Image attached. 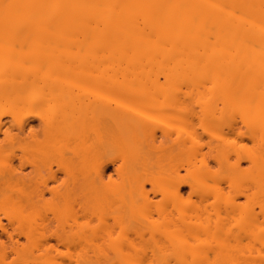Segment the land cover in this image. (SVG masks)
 <instances>
[{
    "label": "bare ground",
    "instance_id": "obj_1",
    "mask_svg": "<svg viewBox=\"0 0 264 264\" xmlns=\"http://www.w3.org/2000/svg\"><path fill=\"white\" fill-rule=\"evenodd\" d=\"M4 157L0 264H263L264 0H0Z\"/></svg>",
    "mask_w": 264,
    "mask_h": 264
},
{
    "label": "rangeland",
    "instance_id": "obj_2",
    "mask_svg": "<svg viewBox=\"0 0 264 264\" xmlns=\"http://www.w3.org/2000/svg\"><path fill=\"white\" fill-rule=\"evenodd\" d=\"M151 19H152V18H151ZM93 91H94V90H93ZM93 91H90V90L87 91V90H85L84 92H79V94H81V95L84 94L86 97H87V96L92 97V96L95 95L94 93H97V92H93ZM76 93H77V92H76ZM153 113H154V112H152V115H153ZM30 115H31V117H32V118H31V119H32V123H34V124L37 123V120H36L35 117L33 116L34 113H33V114H30ZM154 115H155L156 117H159V116L156 115L155 113H154ZM154 119H156V118H154ZM157 119H158V118H157ZM163 119H164V121H166V122H164V123H161V122H160L161 124L158 123V125H157L158 127H157V130H156V131H158V133H160V131H161L160 127H163L164 125H165V127H166V126H168V124H172L173 122H175V120H171V121H172V122H171V121H167V120H166L167 118H162V120H163ZM237 120H238V119H237ZM155 121H156V120H155ZM157 122H158V121H157ZM238 122H240V121H238ZM175 123H176V122H175ZM175 123H173V124H175ZM162 124H163V125H162ZM173 124H172V125H173ZM160 125H162V126H160ZM239 125H240V123H239ZM168 127H170V126H168ZM155 128H156V127H155ZM158 128H159L160 130H158ZM166 128H167V127H166ZM164 129H165V128H164ZM168 129H169V128H168ZM172 129H173V128H172ZM199 130H200V131H199ZM199 130H198V132H199L198 136H200V140H201V142L204 143V142L207 140V138H206L207 136L205 137V134L203 135V132H202V130H201L200 128H199ZM225 131H226V130H225ZM201 132H202V133H201ZM201 138H202V139H201ZM41 139H43V137H41ZM43 140H44V139H43ZM43 140H42V141H43ZM45 142H46V141H45ZM248 142H249V141H248ZM248 142H247V143H248ZM250 142H251V141H250ZM250 142H249L247 145L249 146V144H250L251 147H252V146H253V143H250ZM42 144H43V143H42ZM42 144H41V145H42ZM45 144H46V143H45ZM41 147H44V146H41ZM37 148H38V147H37ZM39 148H40V147H39ZM160 148H161V147H160ZM160 148H159V149H160ZM244 148L247 149L246 144H245ZM252 148H253V147H252ZM159 149H157V150L155 149V150H154L155 153L152 152V153H153V156H154V157L152 158V163H153L154 161L157 160V159H155V155L158 154V153L160 154V152H162V151H160ZM37 150H38V149H37ZM161 150H162V148H161ZM156 151H157V152H156ZM158 151H159V152H158ZM198 151H201V153H202V152H203V153H208V154H205V156L207 155V160H208L209 162H211V165H213L214 167H215V165H217V163H215V165H214V162H216V161H214V158H213L212 156L209 157V155H211L212 153H215L216 151L214 152V150H213V151L210 152L206 146H204V147L202 148V150H201V149H200V150L198 149ZM209 152H210V153H209ZM243 152H244V154H245V151H243ZM194 153H197V152H194ZM201 153H200V154L197 153V155H199V157L197 156L198 158H201V157H200V156H202ZM5 154H6V153H5ZM159 154L156 155V158H157V156H160V155H161V154H160V155H159ZM190 154H191V153H190ZM212 155H213V154H212ZM241 155L244 156L243 154H241ZM4 156H5V155H4ZM186 156H188V155H186ZM234 157H235V155H233V156L230 158V161H231V162H232V160H235V158H237V157H235V158H234ZM160 158H161V157H160ZM209 158H210V159H209ZM6 159H7V158L4 157V159H3V160L0 159V161H2L3 164H4ZM56 159L59 160L58 158H56ZM158 159H159V157H158ZM186 159H187V158H186ZM188 159H189V157H188ZM192 160H195V156H194V158H193ZM196 161H198V160H196ZM53 162H55V161H53ZM58 162L60 163V161H58ZM233 162H234V161H233ZM246 162H247V163H246ZM55 163H56V164H59V163H57V162H55ZM55 163H53L52 166H53L54 168H53V167H52V168H53V170H58L59 167H57V165H56ZM154 163H155V162H154ZM156 163H157V161H156ZM241 163H242V166H243V167H248V165H249V164H248V161H245V162H244V159H243V162L241 161ZM3 164H0V165H3ZM50 164H51V162H50ZM59 165H60V164H59ZM213 166H212V168L214 169ZM218 166H219V165L216 166L217 169H218V170L221 169V168H218ZM153 167H154V165H153ZM216 167H215V170H216ZM219 167H221V166H219ZM243 167H242V168H243ZM40 169H41V173L44 174L43 177H41V176H36V172H37L36 167H35V168H32V167L30 166V164L26 166L25 171H26V172H32V174L35 176V178H34V180H33L34 183H36L37 186H38L42 191L45 190V194H44V198H45V200L42 201V202L40 203L41 206L38 207L37 210H34V209H33V210H32L33 212L31 211V213L29 212V213H30V217H31V219L34 218V219H36L37 221L42 222V220H45V218H46L47 216H49V217L51 216L50 209L52 208V204H51V202H50V198H51L52 195H51L50 192H48L46 189L51 188L52 186H56V185H58L61 181H58L57 178H56V179H53V177H52L53 172H52V171H51V172H50V170H49V172L46 171L47 169L45 170V167H44V168H40ZM224 169L226 170V168H224ZM215 170H214V171H215ZM226 171H227V170H226ZM226 171H224L223 168H222L221 171L216 172V176H221L222 173H223L222 175H224V174H226ZM181 172H182V173H186V172L184 171V169L181 170ZM227 172H228V171H227ZM59 173H61L60 176H62V171L58 172V174H59ZM214 173H215V172H214ZM217 173H219V174H217ZM211 175H214V174H211ZM58 177H59V176H58ZM59 180H60V178H59ZM32 183H33V182H32ZM45 187H48V188H45ZM169 187L171 188V186H169ZM169 187H168V189H169ZM59 188H61V187H59ZM189 188H190V187H188V186L185 188V190H186L185 194L187 193V195H188V193H189ZM229 189H231V188H229ZM233 189H234V188H233ZM224 190H226V191L224 192ZM227 191H228V187L226 186L225 189H223L224 197L226 196L225 194H226ZM236 191H237V190H236ZM231 192L234 193L235 191L231 190ZM231 192H230V193H231ZM227 193H228V192H227ZM230 193H229V194H230ZM233 193H231L230 195L232 196V195L236 194V193H234V194H233ZM238 193H239V191H238ZM219 195H220V194H219ZM221 195H223V193H221ZM230 195H229V197H231ZM240 195H241V194H240ZM240 195H239V194H238V195L236 194L235 197H232V198H235V199H234L235 202L238 200L237 203H240V202H241V203H244L243 201H244V197H245V196H243V195L240 196ZM236 196L239 197L237 200H236V198H237ZM218 197H221V196H218ZM232 198H231V199H232ZM220 199H221V198H220ZM220 199H219V200H220ZM225 199H226V198H225ZM227 199H229V198H227ZM213 200H214V199H213ZM213 200H211V202H212ZM217 201H218V200H217ZM222 202H223V200H221V203H222ZM227 202H228V204H229V201H228V200H227ZM230 202H233V201L231 200ZM218 203H219V202H218ZM219 205H220L221 207L224 206V208L222 209ZM219 205H218V207H219L220 209L223 210V211H222V210H220V209L218 208L219 211H220V213L223 214V212H224V215H225V213H226V212H225V210H226L225 206H226V205L224 204V202H223V205L220 204V203H219ZM257 208H258V210L261 209L260 207H257ZM152 209L154 210V207H152ZM260 212H261V210H260ZM262 212H263V213H261L260 216H259L260 220H261V218L264 217V216H262V214L264 215V209L262 210ZM61 214H62V216H65V217H66V216L69 215V214L71 215V211H69V209H68V210H64V211L62 210V211L60 212V215H59L60 217H61ZM154 215H155L154 217L157 218V215H156V214H154ZM219 216H220V215H219ZM222 216H223V215H222ZM261 216H262V217H261ZM60 217H59V218H60ZM65 217H64V218H65ZM61 218H62V217H61ZM228 218H229V216H227L226 218H225V216L223 217L224 220H225V219H228ZM62 219H63V218H62ZM218 219L221 220L219 217H218ZM223 219H222V220H223ZM4 220H5V219H4ZM160 220H161V219H160ZM228 220H229L230 222H229ZM228 220H225V221H226L225 228H220V229H219V231H220L219 233H220V234L218 233V235H217V237H218L219 239L216 238V240H222L220 237H224L223 234H226V230H225V229L228 230V226H229L230 224H232V222H231L232 219L230 218V219H228ZM262 220H263V219H262ZM225 221H223V222H225ZM154 222H156V221H154ZM220 222H221V221H220ZM228 224H229V225H228ZM153 225H154L153 228H155V229H156L157 227H160V223H159V221L156 222V223L153 224ZM161 225H162V222H161ZM227 225H228V226H227ZM226 227H227V228H226ZM229 227H232V226H229ZM233 227H234V226H233ZM229 229H230V228H229ZM235 229H237V228H235ZM222 230H223V231L225 230V231H224V233H223L222 236H221V233L223 232ZM153 231H155V230H152V232H153ZM234 231H235V230H234ZM227 232H228V233L226 234V237L223 238V240H222V245H223V244H225V245L227 244V245H228V244H230L231 241H232V240H231L232 238H229V236H232V234L229 235V232H230V233H233V232H231V230H230V231H227ZM236 232H237V231H236ZM147 237H148V236H147ZM227 237H228V238H227ZM146 239H147V238H146ZM153 239H154V238H153ZM153 239H152V240H153ZM228 239H229V242L227 241ZM225 240H226V241H225ZM240 241H241V245H242V246H245V245L248 243L247 235L242 236ZM137 242H138V241H137ZM153 242H154V241H152V244H153ZM215 242H216V241H215ZM215 242H214V243H215ZM219 242H221V241H219ZM226 242H228V243H226ZM232 242H233V241H232ZM252 242H253V241H252ZM256 242H257L256 245L260 247V246H261L260 243L258 244V241H256ZM23 243H25V244L27 245V241H26V239H23ZM143 243H144V242H143ZM254 243H255V241H254ZM140 244H141V247H142V243H140ZM252 244H253V243H252ZM138 245H139V243H138ZM146 245H149V242H148V243L145 242V243L143 244L144 248L147 247ZM215 245H216V244H215ZM222 245H221V243H220V244L218 243V244L216 245V248H217V247L220 248V246H221V248H223ZM253 245H254V244H253ZM251 247H252V246H251ZM255 247H256V246H255ZM262 247H263V246H262ZM262 247H261L260 250H262ZM263 249H264V248H263ZM252 250L255 251L253 247H252ZM257 251H258V250L256 249V252H252V254H251L252 257L258 255ZM260 252H263V253H264L263 250L260 251ZM253 255H254V256H253ZM262 257H263V256H262ZM253 260L255 261V259H253ZM256 260H257V259H256ZM260 260H261L262 263H263V260H262V259H259V261H260ZM251 261H252V260H249V259L247 260V258H244V259L242 258V259H238L236 262H237V264H252ZM255 262H256V261H255ZM255 262H254V263H255ZM254 263H253V264H254ZM257 263H258V260H257ZM263 264H264V263H263Z\"/></svg>",
    "mask_w": 264,
    "mask_h": 264
}]
</instances>
